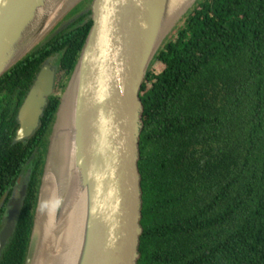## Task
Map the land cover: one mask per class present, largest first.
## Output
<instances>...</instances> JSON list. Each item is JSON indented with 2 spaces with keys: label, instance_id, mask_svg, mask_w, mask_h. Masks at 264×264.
I'll list each match as a JSON object with an SVG mask.
<instances>
[{
  "label": "trees",
  "instance_id": "trees-1",
  "mask_svg": "<svg viewBox=\"0 0 264 264\" xmlns=\"http://www.w3.org/2000/svg\"><path fill=\"white\" fill-rule=\"evenodd\" d=\"M92 24L79 18L0 79V232L19 178L29 177L0 264H25L61 93ZM54 57L57 93L36 132L16 142L19 110ZM140 96L138 264H264V0H198Z\"/></svg>",
  "mask_w": 264,
  "mask_h": 264
},
{
  "label": "water",
  "instance_id": "water-1",
  "mask_svg": "<svg viewBox=\"0 0 264 264\" xmlns=\"http://www.w3.org/2000/svg\"><path fill=\"white\" fill-rule=\"evenodd\" d=\"M81 1L0 0V79L67 28L73 20L56 30ZM197 2L187 0L174 11L173 0H92L88 10L93 24L56 113L25 264H35L44 248L39 213L47 203L42 193L51 165L61 192L57 219L75 189L83 194L85 217L74 264H138L143 197L140 93L168 36ZM50 5L60 7L48 19L43 10ZM56 76L57 68L47 61L19 110L16 142L38 129L55 93ZM28 184L26 178L10 203L0 232V255L15 230Z\"/></svg>",
  "mask_w": 264,
  "mask_h": 264
},
{
  "label": "bare ground",
  "instance_id": "bare-ground-1",
  "mask_svg": "<svg viewBox=\"0 0 264 264\" xmlns=\"http://www.w3.org/2000/svg\"><path fill=\"white\" fill-rule=\"evenodd\" d=\"M187 0H173L174 11H178ZM58 5H50L43 10V15L50 19L58 13ZM41 13V14H42ZM43 196H47V203H43L39 213V224L43 230L41 257L35 264H74L79 251L81 240L82 218L85 217L83 194L78 188L73 191L66 202L62 215L57 219V205L61 192L57 176L49 167L43 186ZM43 201V200H42Z\"/></svg>",
  "mask_w": 264,
  "mask_h": 264
},
{
  "label": "flooded vegetation",
  "instance_id": "flooded-vegetation-1",
  "mask_svg": "<svg viewBox=\"0 0 264 264\" xmlns=\"http://www.w3.org/2000/svg\"><path fill=\"white\" fill-rule=\"evenodd\" d=\"M91 2H92V0H90V4H91ZM88 3L89 2H86V0H83V1H81L66 17H67V19H66V17L64 18V20L57 26V29L56 30H60V29H62V26H63V24L62 23H64L65 21H68V20H72L73 19V21H72V23L74 22V21H76V20H78L79 18H81V17H83V16H85V15H88V16H90L91 17V12H90V10H88V7H89V5H88ZM71 23V24H72ZM70 24V25H71ZM69 25V26H70ZM66 29V28H65ZM56 59H58V57H56ZM47 62V61H46ZM45 62V63H46ZM49 62H51L53 65H54V63H55V61H54V58H53V62H52V60H49ZM44 63V64H45ZM43 64V65H44ZM59 65V64H58ZM56 68H57V76H56V82H55V93H57V89H56V84H57V81H58V79H60V77H59V73L60 72H62V75H63V71H59V66H57L56 64L54 65ZM42 68V67H41ZM39 73V72H38ZM31 89V88H30ZM26 178H29V177H26ZM25 178V179H26ZM25 181V180H24ZM23 181V182H24ZM22 182V183H23ZM23 185V184H22ZM22 185H21V187H22ZM21 187L19 188V189H17V191H16V189H15V191H14V193L12 194V196H11V198H10V200H9V202H8V214H7V218H8V215H9V211H10V209H11V202L13 201H15V199H17L18 198V196H19V192H20V190H21ZM7 218H6V220H7ZM5 224V223H4Z\"/></svg>",
  "mask_w": 264,
  "mask_h": 264
},
{
  "label": "rangeland",
  "instance_id": "rangeland-1",
  "mask_svg": "<svg viewBox=\"0 0 264 264\" xmlns=\"http://www.w3.org/2000/svg\"><path fill=\"white\" fill-rule=\"evenodd\" d=\"M86 2H89L88 5L90 4V0H86ZM186 16H187V14H186ZM186 16H184V17L181 19V21H179V22L176 24L175 28L173 29V31L171 32V34L168 36V38H167V40H166L165 42H167L170 38H172V37L176 34V32H177V30L179 29V27L184 23V20H185ZM67 17H68V16H67ZM67 17H66V19H67ZM72 20H73V19H72ZM54 61H55V63L53 62V59H52V62L54 63V65L56 64V65L58 66L59 60L56 59V57H54ZM60 76H62V72L59 73V77H60ZM65 89H66V88H65ZM65 89L62 90L61 97H62V95H63ZM26 177H27V175L24 176V177L19 178V181H18V184H17V187H16V191H17V189H19V188L21 187V185L23 184L22 182L25 180Z\"/></svg>",
  "mask_w": 264,
  "mask_h": 264
}]
</instances>
